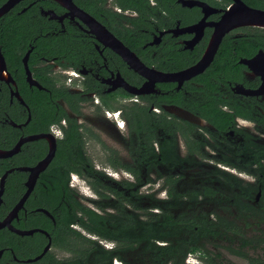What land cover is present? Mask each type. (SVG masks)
<instances>
[{"label":"flooded vegetation","instance_id":"1","mask_svg":"<svg viewBox=\"0 0 264 264\" xmlns=\"http://www.w3.org/2000/svg\"><path fill=\"white\" fill-rule=\"evenodd\" d=\"M201 1L223 9L207 21L233 4ZM63 2L0 17L2 36L10 13L29 15L12 61L0 37V223L30 189L0 228V264H94L108 250V264H264V27L232 29L194 69L214 30L183 31L200 6ZM227 36L252 45L220 69Z\"/></svg>","mask_w":264,"mask_h":264},{"label":"water","instance_id":"2","mask_svg":"<svg viewBox=\"0 0 264 264\" xmlns=\"http://www.w3.org/2000/svg\"><path fill=\"white\" fill-rule=\"evenodd\" d=\"M20 0H7L3 5L0 6V17L5 15L17 2ZM64 4L63 0H58ZM184 6L193 7L195 5L200 6L202 11L204 12L203 18L196 24L189 25L183 28V31L195 32L197 34H203L206 26H213L214 30L212 33V37L210 42L203 53L200 61L193 66L194 69H203L206 66L210 65L213 61L215 54L219 48L220 42L224 38V36L229 33L232 29L237 28L239 26L245 25H260L264 27V10L253 8L246 4L243 0H233V4L226 9L224 14H222L220 20L218 21H207V17L210 14L218 13L223 9H219L205 1L201 0H180ZM61 18V17H60ZM112 38V43H110L114 49H116L125 60L130 62L132 65L136 63L137 57L134 52H132L128 47H126L119 39H117L113 34H109ZM242 62H250L246 59H242ZM136 68L146 74L148 68L144 65L143 69L139 68V64L135 65ZM9 75L10 73L6 69V63L4 56L0 49V74ZM149 71H154L153 69H149ZM160 75H164L160 73ZM47 135V134H45ZM43 136L42 134L38 135V137ZM55 148V146H54ZM54 155V151H51L48 157H46L42 162H48L52 156ZM46 165V164H45ZM40 169V168H39ZM30 191V189H29ZM29 191L22 198L20 203L15 207V211L10 213V215L0 223V228L5 226V224H9L12 216L16 213V211L23 205L25 199L27 198ZM31 232V231H29ZM34 260V259H30Z\"/></svg>","mask_w":264,"mask_h":264},{"label":"trees","instance_id":"3","mask_svg":"<svg viewBox=\"0 0 264 264\" xmlns=\"http://www.w3.org/2000/svg\"><path fill=\"white\" fill-rule=\"evenodd\" d=\"M4 0H0V4L3 2ZM128 1H132L133 3L135 4H143V3H150L151 0H119V2L123 3V2H128ZM157 1V0H156ZM164 3H165V6H164V9L167 11V12H170L172 11V8L171 6H169V3H175V0H162ZM211 3H213L214 5H219L220 4V1L222 0H216L213 1V0H209ZM249 4H252V5H257V0H246ZM182 13L185 11V10H182ZM192 12H193V17H196V15H198V9L197 8H193L192 9ZM29 18V15L27 13H20V14H9V16L6 17L5 21H4V25H3V28H5V31L3 32V35L1 36V27H0V37L3 38L4 40V47L5 49L8 50V54H12V57L11 58V61L15 55V52L12 51L9 47H10V42L12 41V39L15 38V35L18 34V27H21L24 29V26L26 24V21L27 19ZM7 33V34H6ZM20 34V33H19ZM22 34V33H21ZM6 40V42H5ZM250 45H252V41L246 39L245 37H242L240 38L239 40V43L238 44H234L233 43V40L231 38H229V36H227L224 40V45L223 47L221 48L222 52L220 51L218 56H219V60L218 62L216 61V63H214V66H216L217 68L220 67L221 69V66H222V61H224L226 58H224V56L226 57L227 56V59H232V57L230 56V52L233 51L234 49L240 51L242 49H244V47H246L247 49H249ZM196 55L195 57L192 59L191 62L197 60L200 55H201V52H202V49H197L196 51ZM134 225H136V223H134ZM144 237H142L141 235L137 234V233H134V237L132 239V242L135 244L137 243L138 245L143 241ZM133 247H138L137 245H133ZM136 248H134V250H136ZM151 248H153L151 246ZM127 249V247L124 248V250H122L121 252H125V250ZM137 251V250H136ZM90 252L89 249H86V253L88 255V253ZM120 259H125V256H123L122 253L120 252H117L116 254ZM113 257L114 255L111 254V251H105L104 254H95V257L98 259L99 257H101L103 260L101 262H97L95 261L94 264H108L109 263V260L107 262V259L109 257ZM87 259V258H86ZM43 264H46V263H43ZM86 264H89L88 262H86Z\"/></svg>","mask_w":264,"mask_h":264},{"label":"rangeland","instance_id":"4","mask_svg":"<svg viewBox=\"0 0 264 264\" xmlns=\"http://www.w3.org/2000/svg\"><path fill=\"white\" fill-rule=\"evenodd\" d=\"M87 193H90V191L88 190V188L85 190Z\"/></svg>","mask_w":264,"mask_h":264}]
</instances>
